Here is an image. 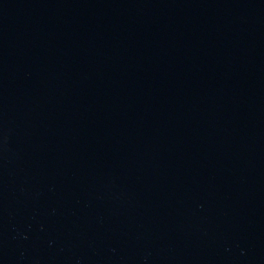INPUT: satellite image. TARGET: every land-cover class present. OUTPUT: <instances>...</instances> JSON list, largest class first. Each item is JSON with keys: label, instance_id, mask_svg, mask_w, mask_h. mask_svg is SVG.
Here are the masks:
<instances>
[{"label": "water", "instance_id": "water-1", "mask_svg": "<svg viewBox=\"0 0 264 264\" xmlns=\"http://www.w3.org/2000/svg\"><path fill=\"white\" fill-rule=\"evenodd\" d=\"M0 264H264V0H0Z\"/></svg>", "mask_w": 264, "mask_h": 264}]
</instances>
